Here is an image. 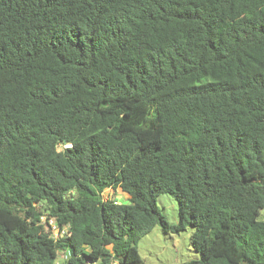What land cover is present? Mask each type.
<instances>
[{
    "label": "trees",
    "instance_id": "trees-1",
    "mask_svg": "<svg viewBox=\"0 0 264 264\" xmlns=\"http://www.w3.org/2000/svg\"><path fill=\"white\" fill-rule=\"evenodd\" d=\"M156 226L264 264V0H0V264H144Z\"/></svg>",
    "mask_w": 264,
    "mask_h": 264
},
{
    "label": "rangeland",
    "instance_id": "rangeland-1",
    "mask_svg": "<svg viewBox=\"0 0 264 264\" xmlns=\"http://www.w3.org/2000/svg\"><path fill=\"white\" fill-rule=\"evenodd\" d=\"M104 197L125 203L127 196L117 191H105ZM156 206L164 217L168 226L177 223L176 202L167 194H161L156 198ZM191 227H186L180 232L172 228L163 231L160 226L154 227L136 243L137 252L144 264H187L198 260L200 255L190 245ZM61 256H59V260ZM113 264H118L113 262Z\"/></svg>",
    "mask_w": 264,
    "mask_h": 264
},
{
    "label": "built area",
    "instance_id": "built-area-1",
    "mask_svg": "<svg viewBox=\"0 0 264 264\" xmlns=\"http://www.w3.org/2000/svg\"><path fill=\"white\" fill-rule=\"evenodd\" d=\"M49 225L51 226V230L55 238L58 237L59 235H62L65 231V230L59 231L51 222L49 223Z\"/></svg>",
    "mask_w": 264,
    "mask_h": 264
}]
</instances>
